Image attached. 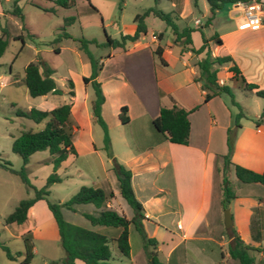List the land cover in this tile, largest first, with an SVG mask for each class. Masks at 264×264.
<instances>
[{
  "label": "crops",
  "instance_id": "crops-1",
  "mask_svg": "<svg viewBox=\"0 0 264 264\" xmlns=\"http://www.w3.org/2000/svg\"><path fill=\"white\" fill-rule=\"evenodd\" d=\"M190 2L169 0L170 6L180 19L190 11ZM259 3L262 9L258 27L254 30L238 28L242 17L236 4L222 5L205 24L209 10L208 5L202 3L201 15L205 20L195 19L193 25L199 28L205 26L206 29L202 32L192 30L189 35L190 44L187 46L173 43V38L161 45L162 32L166 29L164 22L161 21L162 23L157 24L156 30H151L147 40L141 35L134 41L125 42L122 47L110 48L104 58L98 57L101 67L95 79L103 95L100 116L106 129L110 125L127 127V131L119 138L125 148L122 162L130 171V186L142 207L144 218L141 223L144 232L148 237L155 238L158 258L166 264H189L190 261L193 264H237L226 251L227 239L223 235L220 205L221 156L226 152V129L230 126L232 114L224 104V97L213 96L203 101L204 91L193 78L198 73L196 61L203 58L208 51L211 56L228 55L231 58L230 62L218 67L216 78L219 84H226L229 81L231 72L227 68L233 63L246 82L264 88V0H259ZM134 28L132 22L125 34H131ZM202 37L206 40V47L198 53L191 52L189 47L197 49L202 43ZM216 39H219L220 43H217ZM157 46L161 49L160 56L163 62H160L153 52ZM53 48L57 49V53L60 52L59 47ZM36 60L37 58L33 61ZM85 67L90 69L89 63L82 61V68ZM82 73L83 76L89 75V72ZM21 77L18 80L21 81ZM6 82L15 83L17 80L4 79L0 86ZM46 95L39 96L42 99L38 101V109L50 110L54 107L55 104L49 102ZM84 96L88 99L86 93ZM91 100L89 99V103ZM173 105L189 111L187 114L189 133L185 145L167 141L151 124V120L161 107ZM82 106L85 111L87 107L85 99ZM121 106L126 108L125 115L128 118L124 124L118 119ZM73 109L71 103L70 118L74 124L72 132L75 133L78 124L72 117ZM86 117L88 144L84 148L92 151L94 145L89 132L93 120L88 113ZM239 124L240 127L234 136L230 161L259 172L264 166V123L254 125L253 120L239 119ZM14 137L12 135L11 139ZM72 144L76 153V144L74 141ZM72 156L74 154H67L56 168V172H59ZM49 158L43 157L36 162L47 165ZM167 164L170 167L169 185L155 184L156 176L160 174L159 169ZM230 181L234 185L235 194L227 206L231 226L244 243L253 247L262 246L264 206L259 205L257 198H264V186L259 183H241L243 185L240 186L236 179ZM100 183L102 186L100 184L94 187H108L113 193L112 198L105 204L106 208L130 218L132 212L128 214L126 207L128 205L118 193L114 175L105 171L104 179ZM169 192L174 197L172 204L167 203L164 196ZM80 205L85 204L74 205L73 210L66 211L74 213L80 209L81 216L83 212L94 214L98 211L93 206L82 209ZM37 213H42L47 221L52 220L44 200L39 199L27 209L25 222H28L31 216L37 217ZM254 213L262 223L259 241H254L250 233V219L254 218ZM171 214L175 215L174 223L178 233L163 245L155 233L158 228L166 229L173 219L168 217ZM86 222L87 224L79 225L105 235L114 243L113 238L119 233V228L107 229L105 226H92L87 220ZM34 225L33 222L18 233L28 232ZM147 226L151 230L149 233L146 232ZM55 239L58 240L57 234ZM256 253L264 256V250ZM128 260L135 264L130 253ZM78 263L82 262L78 259L73 262ZM142 264H147L144 252Z\"/></svg>",
  "mask_w": 264,
  "mask_h": 264
},
{
  "label": "rangeland",
  "instance_id": "rangeland-1",
  "mask_svg": "<svg viewBox=\"0 0 264 264\" xmlns=\"http://www.w3.org/2000/svg\"><path fill=\"white\" fill-rule=\"evenodd\" d=\"M12 1L0 0V30L4 27L8 34L7 44L0 55V82L4 79L17 80L15 83L6 82L0 86V158L7 160L12 169H19L22 162L20 157L10 149L11 136H17L20 130L23 129L36 130L43 123V121L35 123L14 115L15 108H38V101L42 99L39 96L31 97L28 95L24 84L18 80L23 75V67L28 62L38 58L53 70L51 76L61 90L60 94L47 93L46 99L53 102L54 106L70 102L71 107V103H73L74 115L72 117L77 120L76 124H78L77 131L72 132V141L76 144L77 152L65 162L64 167L59 172L55 170L60 180L49 185L48 194L46 195L47 200L50 202L61 203L67 200L81 185L94 187L101 184L102 186L100 181L104 179L105 171L114 175L112 160L103 149V131L94 121L91 123L89 132L94 149L87 151L84 148L88 144L86 115L87 113L91 115L89 99H92L93 91L91 85L89 83L85 85L81 79L82 72L90 73V69L89 67L82 68V61H86V59L84 53L78 48L77 39H94L97 43L105 41V35L118 39L119 34H125V31L132 24L134 14L141 13L149 7H155L163 12H170L172 16H175L176 13L170 6L169 0H157L156 2L154 0H122L120 4L118 0H89L91 6L87 0H73L72 5L67 8L55 6L50 0H17L23 15V20L20 21L9 13ZM190 1V11L183 19L177 17L175 23L179 28L187 26L195 31L202 32L206 27L199 28L194 26L193 23L195 19L205 20V17H202L201 14L202 3H206V1L196 0V7L192 4V0ZM34 4L41 7L52 6L54 10L53 12L44 11ZM67 17L72 19L65 22L64 20ZM143 22L146 32L142 36L147 40L151 30H156L157 24L163 21L161 22L160 19L149 14L143 18ZM60 27H63L70 37H60L58 40L53 41L61 32ZM170 38H173V35L170 29L166 27L162 32L160 44L164 45ZM178 45L180 46V44ZM53 47H59L60 52L53 51ZM87 48L96 59L99 56L104 58L111 50L107 46L95 47L93 44H87ZM37 50H40V52H37ZM68 79L73 84L74 95L72 98H69L65 91L67 90L66 81ZM226 84L231 88L233 99L244 114L240 121L256 119L264 99L243 90L239 79L229 80ZM85 93L88 99L85 98ZM84 99L87 106L85 111L82 106ZM223 101L231 114L237 111V108L230 104L228 96H224ZM126 131V126L114 127L110 125L107 129L110 153L123 166L122 160L125 148L119 138ZM48 156L46 150L36 151L28 157V163L23 165L29 182L36 188L43 185L45 177L51 172L49 162L50 165H45L36 161ZM229 167V170L226 168L225 175L234 191V185L230 180L235 181V178L231 169L232 166ZM169 171V164L160 168L158 171L160 174L158 177L156 176L154 183L168 186ZM154 175H151V177L153 178ZM236 181L240 186L243 185L242 182ZM32 195V190L26 188L18 175L0 167V264H61L64 253L58 240L55 239L57 230L52 220L47 221L42 213H37V217L33 218L31 216L28 222L21 225H6L3 222L5 215L13 210L19 200L29 198ZM164 196L167 203H174L171 192L164 194ZM91 206V204L80 205L82 209ZM126 207L128 214H130L131 209L128 206ZM223 209L221 210V216ZM79 210L71 213L63 208L61 210L63 219L78 226L87 224L86 220L80 215ZM168 217L173 219L166 226V229L158 228L155 233L156 238L161 240L163 245L178 233L174 223L175 215L171 214ZM33 222L35 225L31 227L30 231L23 234L18 233L27 225L33 224ZM107 229L114 228L107 227ZM223 231V235H225V228ZM146 232H151L150 227L147 226ZM224 237L226 238V236ZM128 244L129 253L134 263L142 264V241L132 224L128 225ZM261 244L264 245V241ZM2 245L13 255V259L7 258ZM108 247L111 252L109 259L111 264H132L127 258L118 253L115 242L112 243L109 240ZM26 248L29 251L28 256L25 254ZM25 258H27L26 261H24ZM263 259L264 256L261 257L258 253H254V264H264ZM189 264L193 263L190 261Z\"/></svg>",
  "mask_w": 264,
  "mask_h": 264
},
{
  "label": "trees",
  "instance_id": "trees-1",
  "mask_svg": "<svg viewBox=\"0 0 264 264\" xmlns=\"http://www.w3.org/2000/svg\"><path fill=\"white\" fill-rule=\"evenodd\" d=\"M55 6L67 8L73 3V0H50ZM122 0H118L120 4ZM155 2L157 0H154ZM208 5L209 16L206 18L205 24L209 22L216 10L223 4L245 3L251 0H205ZM259 2V0H254ZM88 4L91 6L89 0ZM195 6L196 0H192ZM36 7L44 11L53 12V7H41L34 4ZM9 13L17 17L20 21L23 20V15L17 0L11 2ZM152 14L170 29L173 35V43L180 45L190 44V32L193 30L190 27L184 26L179 28L175 19L177 15H171L170 12H163L155 7L144 9L141 13H136L132 22L135 25L134 31L131 34H119L118 39L110 38L105 35V41L97 43L94 39L79 38L78 48L84 53L86 61L90 66V73L88 76H83L82 82L90 84L93 97L90 102V111L92 120L96 122L103 131V149L106 155L112 160V170L117 181L118 193L131 209V217L126 218L123 214L117 213L115 210L106 208V202L112 198L113 193L110 188H99L81 185L67 200L64 202H50L47 200L48 187L54 182L60 180L55 172L60 162L63 161L67 154H75L72 144V120L70 118V102L54 106L50 110H41L30 107L28 109H14V115L21 118L29 119L35 123L43 121L40 129H23L20 130L11 143L10 149L17 154L22 162L19 169L14 170L10 167L7 160L0 158V167L9 170L18 175L21 182L26 188L31 189L33 195L29 198L18 201L13 210L5 215L3 218L4 224L20 225L26 220L27 209L37 200L45 201L46 208L50 212L51 218L56 226L58 242L64 253L61 258V264H73L75 259L80 260L83 264H111L109 259L111 252L108 247V238L96 231L78 226L63 219L61 208L73 210V206L77 204H91L98 211L94 214L83 212L82 216L89 222L90 225H98L105 227L119 228V233L113 238L118 253L129 259V244H128V225L132 224L134 229L138 232L142 248L147 259V264H166L160 260L156 251V240L154 237H148L144 232L141 220L144 218L141 204L134 197L130 186V171L123 165L118 163L112 157L109 150V140L107 136L106 125L100 116V105L103 102V95L101 93L99 83L96 81V75L100 70L101 64L98 59L87 48V44H93L95 47L107 46L108 48L122 47L126 41H134L139 36L145 34V25L143 18ZM72 18H65V22H69ZM61 32L53 40H58L60 37H70L63 27H60ZM7 30L2 27L0 30V55L7 44ZM220 43L219 39H216ZM206 47V40L202 37V43L197 49L189 47V50L194 53L202 51ZM188 48V47H187ZM57 52L56 48H53ZM153 52L158 56L160 62H163L160 54L161 49L157 46ZM231 61L230 56H211L208 51L205 56L196 61L198 69L197 75L193 78L194 81L199 82L200 88L204 91L203 101H207L213 96H228L229 102L232 106L237 108V111L231 115L230 126L226 129V152L222 157V176L220 181V205L221 208H226L230 200L235 196L234 191L226 178L225 170L229 165L232 166L233 174L236 180L242 183H259L264 186V166L259 172L243 167L238 164L230 162V154L233 148V141L235 132L240 127L239 119L244 117L238 104L233 99L231 88L227 84H219L216 78L218 67ZM227 70L231 72L229 80H240L241 88L245 91L251 92L257 97L264 99V88H259L256 84L246 82L240 74L239 69L235 64L228 66ZM53 70L49 68L43 61L37 60L28 62L23 67V75L21 82L31 97L45 95L47 93L60 94L61 90L57 87L53 77L51 76ZM67 95L72 98L74 95L73 84L71 80L66 81ZM196 107V106H195ZM193 107V108H195ZM126 108L121 106L118 111V119L121 124L127 122L128 118L125 115ZM188 110L175 105L171 107H161L158 114L151 120L152 127L160 133L167 141L174 144L185 145L188 141L189 122L187 118ZM254 125L264 123V103L261 107L260 113L256 119L253 120ZM46 150L50 156L48 162L51 164V172L45 177L44 183L39 188L34 187L28 180L24 171L23 165L27 162L28 157L36 152ZM259 205L264 206V198H257ZM250 233L254 241H259L261 236L262 223L260 218L256 217L250 219ZM225 236L227 238L226 251L230 258L235 259L237 264H254V253L264 250V245L253 247L244 243L233 226L225 228ZM26 247V245H25ZM7 258L13 259V255L9 253L8 249L2 245ZM26 256L29 255L27 248L25 249ZM27 258L24 259L26 261Z\"/></svg>",
  "mask_w": 264,
  "mask_h": 264
},
{
  "label": "built area",
  "instance_id": "built-area-1",
  "mask_svg": "<svg viewBox=\"0 0 264 264\" xmlns=\"http://www.w3.org/2000/svg\"><path fill=\"white\" fill-rule=\"evenodd\" d=\"M236 7L241 12V22L238 24L240 29H256L259 24V17L261 13V4L254 0L245 3H235ZM197 23V22H196Z\"/></svg>",
  "mask_w": 264,
  "mask_h": 264
},
{
  "label": "water",
  "instance_id": "water-1",
  "mask_svg": "<svg viewBox=\"0 0 264 264\" xmlns=\"http://www.w3.org/2000/svg\"><path fill=\"white\" fill-rule=\"evenodd\" d=\"M222 224L224 228H228L229 226H231V216L227 207L223 209Z\"/></svg>",
  "mask_w": 264,
  "mask_h": 264
}]
</instances>
